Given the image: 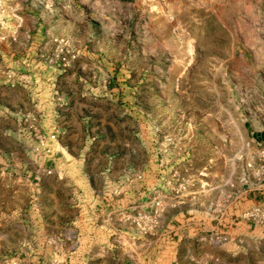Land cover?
<instances>
[{
    "label": "rangeland",
    "instance_id": "374dc122",
    "mask_svg": "<svg viewBox=\"0 0 264 264\" xmlns=\"http://www.w3.org/2000/svg\"><path fill=\"white\" fill-rule=\"evenodd\" d=\"M261 185L264 0H0V264H264Z\"/></svg>",
    "mask_w": 264,
    "mask_h": 264
},
{
    "label": "crops",
    "instance_id": "0c3cea01",
    "mask_svg": "<svg viewBox=\"0 0 264 264\" xmlns=\"http://www.w3.org/2000/svg\"><path fill=\"white\" fill-rule=\"evenodd\" d=\"M64 128H65L64 132H66V134L73 136L74 129L72 127L70 128V126L67 125ZM261 187L264 188V185H261Z\"/></svg>",
    "mask_w": 264,
    "mask_h": 264
},
{
    "label": "built area",
    "instance_id": "2783aa9c",
    "mask_svg": "<svg viewBox=\"0 0 264 264\" xmlns=\"http://www.w3.org/2000/svg\"><path fill=\"white\" fill-rule=\"evenodd\" d=\"M54 139H55V137L53 135L49 137V141H53ZM47 141H48V139H45V138L42 137L40 139V144L44 145L45 143H47Z\"/></svg>",
    "mask_w": 264,
    "mask_h": 264
}]
</instances>
